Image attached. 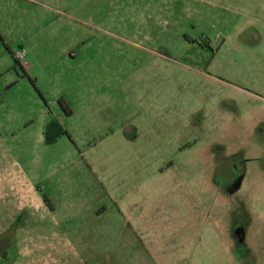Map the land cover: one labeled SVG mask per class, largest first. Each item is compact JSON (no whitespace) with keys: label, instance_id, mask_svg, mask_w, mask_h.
Segmentation results:
<instances>
[{"label":"rangeland","instance_id":"rangeland-1","mask_svg":"<svg viewBox=\"0 0 264 264\" xmlns=\"http://www.w3.org/2000/svg\"><path fill=\"white\" fill-rule=\"evenodd\" d=\"M0 264H264V0H0Z\"/></svg>","mask_w":264,"mask_h":264},{"label":"trees","instance_id":"trees-1","mask_svg":"<svg viewBox=\"0 0 264 264\" xmlns=\"http://www.w3.org/2000/svg\"><path fill=\"white\" fill-rule=\"evenodd\" d=\"M54 123H55V125H57L56 122H54ZM51 126H53V123L49 125V128H50ZM51 128H54V127H51ZM60 131H61V130H60ZM60 131H59L58 134H60ZM55 139H56V138H55ZM55 139H48V138H47L46 141L50 144V143H53V142L55 141Z\"/></svg>","mask_w":264,"mask_h":264},{"label":"built area","instance_id":"built-area-1","mask_svg":"<svg viewBox=\"0 0 264 264\" xmlns=\"http://www.w3.org/2000/svg\"><path fill=\"white\" fill-rule=\"evenodd\" d=\"M23 56H24L23 54H19V55H18V58H19V59H22ZM25 64H26V62L21 63L22 66H24Z\"/></svg>","mask_w":264,"mask_h":264},{"label":"flooded vegetation","instance_id":"flooded-vegetation-1","mask_svg":"<svg viewBox=\"0 0 264 264\" xmlns=\"http://www.w3.org/2000/svg\"><path fill=\"white\" fill-rule=\"evenodd\" d=\"M119 100H120V98L117 99V104L121 105V101H119Z\"/></svg>","mask_w":264,"mask_h":264},{"label":"crops","instance_id":"crops-1","mask_svg":"<svg viewBox=\"0 0 264 264\" xmlns=\"http://www.w3.org/2000/svg\"><path fill=\"white\" fill-rule=\"evenodd\" d=\"M29 1H32V2H33V1H35V0H29ZM248 11H250V9H249Z\"/></svg>","mask_w":264,"mask_h":264}]
</instances>
